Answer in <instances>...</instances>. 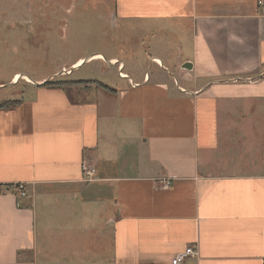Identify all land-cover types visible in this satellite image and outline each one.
<instances>
[{"label":"crops","instance_id":"obj_1","mask_svg":"<svg viewBox=\"0 0 264 264\" xmlns=\"http://www.w3.org/2000/svg\"><path fill=\"white\" fill-rule=\"evenodd\" d=\"M114 2L145 51L119 39L58 72L92 62L85 84L7 82L29 93L0 108V264H169L188 245L179 264H264V5Z\"/></svg>","mask_w":264,"mask_h":264},{"label":"rangeland","instance_id":"obj_2","mask_svg":"<svg viewBox=\"0 0 264 264\" xmlns=\"http://www.w3.org/2000/svg\"><path fill=\"white\" fill-rule=\"evenodd\" d=\"M114 12V0H0V100L21 99L29 93L25 90L29 83L23 79L16 81V77L13 84L7 83L15 72L29 80L57 74L48 80L67 78L85 84L96 78L90 71L92 62L78 67L87 56L110 50L116 54L119 39L125 40L124 50L145 51L140 31H131L141 21H127L115 30ZM79 57L83 60L74 65L71 74H58ZM168 69L172 74V68ZM146 70L154 72V64L147 63Z\"/></svg>","mask_w":264,"mask_h":264},{"label":"built area","instance_id":"obj_3","mask_svg":"<svg viewBox=\"0 0 264 264\" xmlns=\"http://www.w3.org/2000/svg\"><path fill=\"white\" fill-rule=\"evenodd\" d=\"M257 4L263 6L264 0H257ZM119 66L121 68L120 64ZM63 72L68 74L70 70H66ZM81 168H82V174L85 180H90L93 178L95 170L90 160L84 157L81 163ZM168 186H169V182L165 181L163 184V187H168ZM15 191H16L15 194L18 198H23L26 196L23 183L15 184ZM195 255H197V250L194 249L192 245H188L182 251L175 253L174 256L171 258L169 264H179L181 261H183L187 257H192Z\"/></svg>","mask_w":264,"mask_h":264},{"label":"trees","instance_id":"obj_4","mask_svg":"<svg viewBox=\"0 0 264 264\" xmlns=\"http://www.w3.org/2000/svg\"><path fill=\"white\" fill-rule=\"evenodd\" d=\"M85 82H90V81H85ZM64 82L63 81H57V82H52V81H46V82H43L41 85L43 86H51V85H61L63 84ZM99 85H101L102 87H104L105 89H108V90H111L110 88L106 87L105 85L97 82ZM16 104V101H12V100H7V99H4V100H1L0 101V108H5V107H9V106H12Z\"/></svg>","mask_w":264,"mask_h":264},{"label":"bare ground","instance_id":"obj_5","mask_svg":"<svg viewBox=\"0 0 264 264\" xmlns=\"http://www.w3.org/2000/svg\"><path fill=\"white\" fill-rule=\"evenodd\" d=\"M88 181V180H87Z\"/></svg>","mask_w":264,"mask_h":264}]
</instances>
